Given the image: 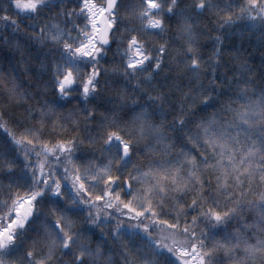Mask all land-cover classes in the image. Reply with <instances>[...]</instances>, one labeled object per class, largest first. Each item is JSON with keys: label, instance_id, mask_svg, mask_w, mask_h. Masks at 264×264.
I'll return each mask as SVG.
<instances>
[{"label": "snow or ice", "instance_id": "6c2138e0", "mask_svg": "<svg viewBox=\"0 0 264 264\" xmlns=\"http://www.w3.org/2000/svg\"><path fill=\"white\" fill-rule=\"evenodd\" d=\"M241 27L264 44V0H0L24 65L0 75L23 110L0 109V264H264V63L229 66Z\"/></svg>", "mask_w": 264, "mask_h": 264}, {"label": "trees", "instance_id": "16d2710c", "mask_svg": "<svg viewBox=\"0 0 264 264\" xmlns=\"http://www.w3.org/2000/svg\"><path fill=\"white\" fill-rule=\"evenodd\" d=\"M5 4L7 0H4ZM138 0H126V3L129 5H135ZM222 3H232L234 6L237 3H243V0H222ZM214 23L209 24L207 20H204L200 23V28L202 30L206 29L209 32V36L203 38V42L205 44V51L210 52L212 47V39L211 37L222 35L220 31H216L214 29ZM10 31V30H9ZM17 39L23 43L24 37L20 36ZM224 50L226 51V60L229 61V66H233L236 62L232 60L233 55H240L248 65L255 68L257 72L261 69L262 63H264V44H262L261 40L258 39V33L256 34H248L245 29L236 28L234 32L229 35L224 40ZM35 51V49H33ZM111 53H109L108 59H111ZM39 61L33 60L31 61L33 71H35L38 66ZM24 65L20 63V56L14 51L11 50L0 41V75L7 76L8 73H23ZM31 74H23L21 77V81L24 84V87L28 90H34L33 85L37 84L38 81L30 78ZM46 79V77H44ZM20 82V81H18ZM108 97H113L115 93L109 89L106 93ZM51 99V93L47 97ZM99 103H106L105 100L99 101ZM0 109L6 110L8 115L19 116L22 113V109L17 108L14 104L6 103V97L3 95L2 90H0ZM7 118V117H6ZM10 127L14 129V125ZM9 137L7 133L3 129H0V155H3L5 151H11V147L7 141ZM8 181L0 175V199L4 198V186H6ZM108 231V228H105V232ZM155 236L156 233L154 232ZM94 239H100V232H96V237ZM111 243V242H110ZM144 241L136 240L137 245H143Z\"/></svg>", "mask_w": 264, "mask_h": 264}]
</instances>
